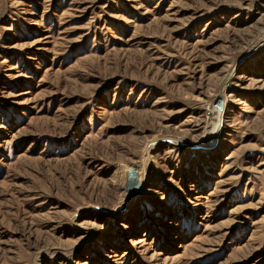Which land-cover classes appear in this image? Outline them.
<instances>
[{"label":"rangeland","instance_id":"obj_1","mask_svg":"<svg viewBox=\"0 0 264 264\" xmlns=\"http://www.w3.org/2000/svg\"><path fill=\"white\" fill-rule=\"evenodd\" d=\"M0 264H264V0H0Z\"/></svg>","mask_w":264,"mask_h":264},{"label":"bare ground","instance_id":"obj_2","mask_svg":"<svg viewBox=\"0 0 264 264\" xmlns=\"http://www.w3.org/2000/svg\"><path fill=\"white\" fill-rule=\"evenodd\" d=\"M217 127V126H216ZM220 129V128H219ZM214 130V129H213ZM216 130V129H215ZM212 139V138H211Z\"/></svg>","mask_w":264,"mask_h":264}]
</instances>
